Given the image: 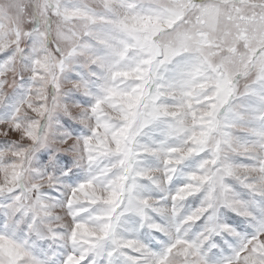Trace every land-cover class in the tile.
Wrapping results in <instances>:
<instances>
[{"label":"clouds","instance_id":"9594fccd","mask_svg":"<svg viewBox=\"0 0 264 264\" xmlns=\"http://www.w3.org/2000/svg\"><path fill=\"white\" fill-rule=\"evenodd\" d=\"M152 6L0 0V264H264L245 244L264 230V147L233 119L251 79L225 105L193 58L160 66L121 28Z\"/></svg>","mask_w":264,"mask_h":264},{"label":"snow or ice","instance_id":"6c2138e0","mask_svg":"<svg viewBox=\"0 0 264 264\" xmlns=\"http://www.w3.org/2000/svg\"><path fill=\"white\" fill-rule=\"evenodd\" d=\"M151 3L153 6L133 17L131 24L122 22L121 28L146 33L162 53L160 66L180 56L193 58L194 74L203 72L213 77L225 105L237 94L238 82L251 79L244 92L246 116L233 119L243 118L253 137L252 146L264 147V5L253 4L252 0H151ZM249 5L260 7L261 11L249 14ZM185 23L191 27H182ZM166 33L173 34L171 40L161 39ZM129 47L132 45L124 42L119 55H125ZM232 126L225 123L226 128ZM243 163L259 167L261 159L252 156ZM226 174L234 175L235 170L228 166ZM192 179L207 181L210 177L197 175ZM245 244H254L256 250L264 248V230L246 239ZM239 257L237 251L236 258ZM160 264H164L163 259ZM226 264L233 261L230 259Z\"/></svg>","mask_w":264,"mask_h":264}]
</instances>
